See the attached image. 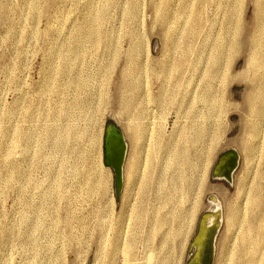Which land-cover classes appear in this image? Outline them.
Here are the masks:
<instances>
[{"label":"rangeland","instance_id":"1","mask_svg":"<svg viewBox=\"0 0 264 264\" xmlns=\"http://www.w3.org/2000/svg\"><path fill=\"white\" fill-rule=\"evenodd\" d=\"M263 114L264 0H0V264L256 262Z\"/></svg>","mask_w":264,"mask_h":264},{"label":"bare ground","instance_id":"2","mask_svg":"<svg viewBox=\"0 0 264 264\" xmlns=\"http://www.w3.org/2000/svg\"><path fill=\"white\" fill-rule=\"evenodd\" d=\"M232 40V39H231ZM228 48V47H227ZM74 55V54H73ZM172 63V62H171ZM253 82H255V81H253ZM139 86V85H138ZM196 91V90H195ZM135 95V94H134ZM125 97V96H124ZM140 99V98H139ZM121 100V99H120ZM199 100V99H198ZM122 101V100H121ZM127 102V101H126ZM198 102V101H197ZM141 103V102H140ZM130 104V103H129ZM143 104V103H142ZM216 105V104H215ZM235 108H236V106H234ZM262 107H263V104H262V102L261 103H259V105H257L256 103H254L253 104V106H252V109H253V111L254 112H260V110L262 109ZM139 108H141V107H139ZM143 109V108H142ZM128 111V110H127ZM126 113V112H125ZM264 115V114H263ZM201 132H202V130H201ZM109 134H110V131H109ZM202 137V133H198L197 134V136L196 137H194L195 138V141H197V139H200ZM210 137H212V136H210ZM36 138V137H35ZM214 140H213V145L216 147V146H218L219 144H220V141H219V135H218V137L217 136H215L214 138H213ZM199 141V140H198ZM194 141L193 140H187V142L186 141H184L183 142V144L181 145V147L182 148H180L178 145H176V144H174V147H176V148H179V149H185V152L187 153V160L185 161L184 160V162H183V172H188V169H189V166H191V164L193 163V161H192V157L190 156V153H188V150H187V144H190V143H193ZM178 146V147H177ZM126 150H127V144H126V149L124 150V152H125V157H126ZM105 155V154H104ZM123 155H124V153H123ZM176 155H177V153H176ZM199 159H201V158H199ZM105 160V159H104ZM205 161V160H204ZM124 162H125V158H124ZM124 162H123V185H124ZM200 162V161H199ZM106 164V163H105ZM107 165V164H106ZM234 165H235V163L234 164H232L231 166H230V168H229V166H227V165H225L223 168H221V174L220 175H222V176H227V178L228 179H231V174H232V172H233V169H234ZM109 166V165H108ZM109 167H111V166H109ZM133 182H135V181H133ZM124 187V186H123ZM123 187H122V189H123ZM202 189V188H201ZM123 191V190H122ZM216 192V191H215ZM213 195V194H212ZM211 195V196H212ZM211 203L212 204H215L216 206H220V204H219V202H218V200H217V198L214 196L212 199H211ZM210 203V204H211ZM252 203H254V202H252ZM214 205V206H215ZM218 206V207H219ZM215 209V208H214ZM195 211V210H194ZM242 212V211H241ZM242 214V213H241ZM239 211L237 210V211H235V212H233V214H232V216L228 219L229 221V226L230 227H232V226H235V225H239L240 227H243V221H241L240 223H238L237 224V222H238V220H239ZM242 217H243V214H242ZM214 219H215V217H211V219L209 220V224H208V226L206 227V226H204L203 227V229H202V234H201V239H200V241H199V243L196 245V249H197V259L199 260V264H200V262H201V258H203V260H202V262H201V264H206V262H208L209 260H208V257H209V254L210 253H212L213 252V248H211L212 247V244H211V240H213L214 239V229H212V226L214 225ZM243 234V238H247V237H249V233L247 232V231H245L244 233H242ZM214 241V240H213ZM211 245V246H210ZM205 249H206V252H205ZM224 251H225V249H224ZM226 252V251H225ZM204 253H207V254H204ZM245 253V252H244ZM247 255H249V253L246 251V253H245V256H247ZM204 256V257H203ZM255 258V257H254ZM258 258V259H257ZM256 259H257V261L255 262V261H248V263L249 264H257V263H262V264H264V253L263 252H261V255L259 256V257H257ZM166 263V262H165ZM167 264V263H166Z\"/></svg>","mask_w":264,"mask_h":264},{"label":"water","instance_id":"3","mask_svg":"<svg viewBox=\"0 0 264 264\" xmlns=\"http://www.w3.org/2000/svg\"><path fill=\"white\" fill-rule=\"evenodd\" d=\"M125 149H126V139L122 131L117 127L106 126L105 140H104V154H105L104 159H105V163L111 166L112 169L114 170L116 193L118 196L120 195L123 187V162L125 158V152H124ZM213 240L215 243V237ZM213 240H211L212 247H213ZM213 257H214V253L212 252L209 254L208 257L210 264L213 263Z\"/></svg>","mask_w":264,"mask_h":264},{"label":"flooded vegetation","instance_id":"4","mask_svg":"<svg viewBox=\"0 0 264 264\" xmlns=\"http://www.w3.org/2000/svg\"><path fill=\"white\" fill-rule=\"evenodd\" d=\"M227 166H229V168H230L231 165L228 163ZM206 219H207V217H205V222H206ZM200 233H201V232H200ZM199 235H200V234H199Z\"/></svg>","mask_w":264,"mask_h":264}]
</instances>
